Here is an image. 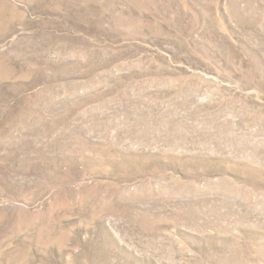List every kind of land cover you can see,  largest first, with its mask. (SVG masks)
<instances>
[{"label":"rangeland","instance_id":"374dc122","mask_svg":"<svg viewBox=\"0 0 264 264\" xmlns=\"http://www.w3.org/2000/svg\"><path fill=\"white\" fill-rule=\"evenodd\" d=\"M0 264H264V0H0Z\"/></svg>","mask_w":264,"mask_h":264}]
</instances>
